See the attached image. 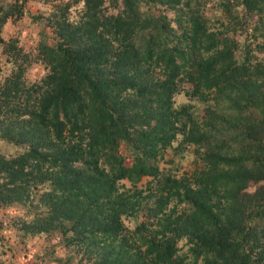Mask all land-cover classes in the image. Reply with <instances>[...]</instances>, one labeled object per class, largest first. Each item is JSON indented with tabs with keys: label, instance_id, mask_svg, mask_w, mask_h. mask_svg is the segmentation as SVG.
<instances>
[{
	"label": "trees",
	"instance_id": "1",
	"mask_svg": "<svg viewBox=\"0 0 264 264\" xmlns=\"http://www.w3.org/2000/svg\"><path fill=\"white\" fill-rule=\"evenodd\" d=\"M27 1L0 17V140L22 149L0 154L19 180L0 203L34 204L22 227L92 264H264V56L245 44L264 0H229L222 27L192 0H55L34 51L1 35ZM187 149L191 175L160 167Z\"/></svg>",
	"mask_w": 264,
	"mask_h": 264
},
{
	"label": "rangeland",
	"instance_id": "2",
	"mask_svg": "<svg viewBox=\"0 0 264 264\" xmlns=\"http://www.w3.org/2000/svg\"><path fill=\"white\" fill-rule=\"evenodd\" d=\"M15 0H0V17L2 13L8 11L10 4ZM58 1V0H56ZM200 4V7L206 11H212L217 16V24L222 27L226 25L229 19V8L234 5L227 0L229 4L223 8L222 2L225 0H192ZM38 2V3H37ZM55 0H50L43 3V0H28L25 9L26 14L17 17H9L7 22L2 25L1 35L4 38L17 36L20 39V44L26 50L34 51L36 41L39 39L42 31L51 33V29L46 26L43 19L50 11L51 3ZM10 3V4H9ZM195 3V2H193ZM45 7L48 8L45 10ZM80 7V4L74 6L72 11L75 12ZM229 7V8H228ZM145 9V6L143 5ZM239 9V7H236ZM43 12V13H42ZM170 17H174V12L167 10ZM258 14V13H257ZM37 16V19L33 18ZM262 22H258L261 26ZM264 42V33L262 30L254 31L253 34L245 38V44L249 48L250 53L260 58L264 56V52L259 50L258 46ZM4 63L3 55L0 54V79L8 73ZM45 73V68L41 64L33 65L26 73V79L33 81ZM190 95L183 92L176 95V104L189 103ZM198 111H201L202 104L195 106ZM176 144V143H174ZM21 148L16 146H7L0 140V154L7 156H17L21 152ZM174 150V149H172ZM189 151V152H187ZM185 152L176 153L173 164H166L161 162L162 168H169V171L176 175H191L195 169L197 161L190 154V149ZM8 158V157H7ZM9 167V166H8ZM149 180L144 178L142 184ZM0 183L6 184L8 187L18 185L19 180L9 183V177L6 169L0 171ZM127 185L128 183L125 182ZM34 204H26L24 200L8 199L6 202L0 203V261L13 264H92L93 259L87 252H84L81 245L71 243L72 235L68 240L65 234L58 230H51L49 233L30 230V228H23L25 224L22 223V218L25 216V211L33 209ZM68 245H67V244ZM67 245V246H66Z\"/></svg>",
	"mask_w": 264,
	"mask_h": 264
}]
</instances>
